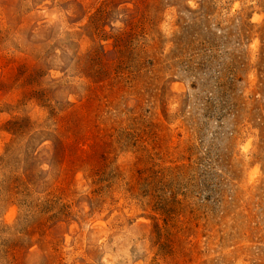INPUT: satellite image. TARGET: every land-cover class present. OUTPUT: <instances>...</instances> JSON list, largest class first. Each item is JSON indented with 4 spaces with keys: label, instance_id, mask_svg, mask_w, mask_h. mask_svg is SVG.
I'll return each mask as SVG.
<instances>
[{
    "label": "rangeland",
    "instance_id": "obj_1",
    "mask_svg": "<svg viewBox=\"0 0 264 264\" xmlns=\"http://www.w3.org/2000/svg\"><path fill=\"white\" fill-rule=\"evenodd\" d=\"M0 264H264V0H0Z\"/></svg>",
    "mask_w": 264,
    "mask_h": 264
}]
</instances>
